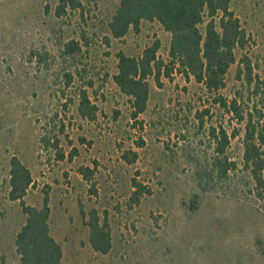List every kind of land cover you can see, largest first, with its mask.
I'll use <instances>...</instances> for the list:
<instances>
[{"label": "rangeland", "instance_id": "obj_1", "mask_svg": "<svg viewBox=\"0 0 264 264\" xmlns=\"http://www.w3.org/2000/svg\"><path fill=\"white\" fill-rule=\"evenodd\" d=\"M80 1L83 9L68 8L60 18V0H0V263L18 261L14 238L25 222L19 203L7 197L15 155L33 178L27 204L40 208L49 195L50 231L62 246V264H264V201H255L243 186H219L202 193L198 210L191 209L199 190L190 155H212V127H242L214 103L218 95L230 100L240 87L237 66L217 95L176 70L172 79L162 77L161 86L152 79L148 110L134 120L112 80L115 56L136 55L159 41L158 56L167 61L171 36L158 23L145 22L139 33L116 40L107 25L119 0ZM231 10L248 39L238 59L248 56L264 78V0H232ZM82 29L90 51L85 80L94 81L93 88H83L98 107L94 121L77 112L83 81L76 71L82 66L62 57L64 44L81 43ZM64 73L72 75L69 85ZM257 103L264 107V100ZM204 109L210 112L201 125L197 115ZM45 135L57 149L45 146ZM241 141L232 139L229 149L237 160ZM128 151L138 154L132 164L124 159ZM133 179L150 193L130 207ZM81 206L86 212L96 208L102 218L107 212L113 244L108 254L91 248Z\"/></svg>", "mask_w": 264, "mask_h": 264}, {"label": "trees", "instance_id": "obj_2", "mask_svg": "<svg viewBox=\"0 0 264 264\" xmlns=\"http://www.w3.org/2000/svg\"><path fill=\"white\" fill-rule=\"evenodd\" d=\"M231 1L119 0L107 25L110 37L116 40H122L131 32L139 33L145 22L158 23L171 36L167 61L158 56L159 41L136 55L120 51L115 56L117 65L112 80L119 93L127 98L134 120L148 110L152 79L161 86L162 77L172 79L176 70L186 80L193 78L208 94L217 95L226 88L231 68L237 66L240 87L230 100L218 95L214 103L219 104L226 114H232L242 127L233 128L231 132L222 124L218 128L212 127L207 139L208 146L213 150L212 155L203 158L190 155L199 190L191 200L193 212L201 204L202 193L215 191L219 186L240 185L255 201H264V78L254 73L252 60L248 56L238 59L237 53L245 48L248 39L246 29L231 10ZM68 8L74 11L83 9V6L80 0H60L56 8L57 16H65ZM79 37L81 43L72 39L63 45L62 57L64 61L72 60L82 66L77 67L76 71L83 81L78 93L77 112L82 119L94 121L98 107L88 90L83 88L86 85L90 88L94 86L92 79L85 80L88 63L84 60L90 52L89 38L83 29ZM110 37H105L108 45ZM64 76L69 85L72 82L71 73H64ZM255 100L262 103L261 108H258ZM209 112L210 109H204L198 113L201 125ZM239 136L243 150L241 159L237 160L229 149L231 140ZM49 139L45 135L42 142L46 147L51 145L57 149V144ZM138 144L143 145L142 142ZM60 152L63 159L64 153ZM137 158L138 154L131 151L124 155L129 164ZM81 172L85 180L91 181L89 169L82 168ZM32 184L31 171L20 158L13 155L9 163L7 197L11 202H18L25 215V222L14 238L18 261L13 264H62V246L50 231L49 195L45 194L40 208L25 201ZM132 184L135 190L129 200L130 207L139 204L141 196L150 193L140 181L133 179ZM80 214L89 230V243L93 251L102 255L111 252L112 231L107 212L102 218L96 208L86 212L81 206ZM262 254L264 256V249ZM0 264L7 263L2 259Z\"/></svg>", "mask_w": 264, "mask_h": 264}]
</instances>
